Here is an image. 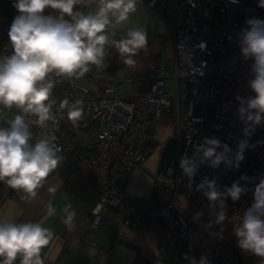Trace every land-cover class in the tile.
<instances>
[{
  "label": "built area",
  "instance_id": "obj_1",
  "mask_svg": "<svg viewBox=\"0 0 264 264\" xmlns=\"http://www.w3.org/2000/svg\"><path fill=\"white\" fill-rule=\"evenodd\" d=\"M151 8L161 9L172 18L173 58L171 72L166 77H155L146 91L136 94L137 102L128 99L124 91L112 79H103L97 86L87 85L75 77H58L67 85L61 97H52V114L46 127L35 123L36 117L12 112L10 121L23 114L33 132L34 143L44 136L55 135L62 151L70 154L80 139L83 152L79 162L94 171L99 188L98 201L88 220L90 228L99 227L101 210L114 212L121 225L130 228H148L158 222L162 226V242L174 250L189 246V222L176 211V201H187L209 206L203 190L198 185L215 180L223 192L239 181L247 188L238 201H226L228 218L233 227L237 217L253 203V192L260 177H264V125L257 126L248 138L244 160L237 167L224 162L212 167L209 162L197 164L195 176L189 180L183 175L180 160L196 155V146L204 138L219 139L234 154L238 143L244 140L243 121L239 119L237 96L255 94L248 86L253 78L251 59L245 60L237 39L246 19H264V8L259 0H140ZM59 12L57 13V16ZM12 45L8 35L0 49V56L10 55ZM80 100L82 118L73 124L67 118V109L60 103ZM171 108L175 119L174 153L158 168L154 178L162 185L167 198L162 202L151 196L132 197L126 193L131 175L144 167L147 158V139L153 120ZM7 121V122H8ZM1 127H8V123ZM248 179H241V177ZM98 211H95L96 209ZM209 264H244L231 246L215 236L212 242Z\"/></svg>",
  "mask_w": 264,
  "mask_h": 264
},
{
  "label": "clouds",
  "instance_id": "obj_2",
  "mask_svg": "<svg viewBox=\"0 0 264 264\" xmlns=\"http://www.w3.org/2000/svg\"><path fill=\"white\" fill-rule=\"evenodd\" d=\"M90 3L97 6L94 12L75 10L78 4ZM138 3L140 0H15L13 7L18 14L8 28L12 53L0 56V105L8 109L15 106L22 113L35 116L33 123L43 128L48 121L55 122L51 111L55 102H50L54 84L48 79L50 74L79 79L91 70V66L106 68L105 46L108 43L118 50L128 68L134 67V57L147 46L146 31L139 27L129 28L121 39L111 41L108 32L129 21L130 14L137 11ZM258 7L264 8V0H259ZM46 8L58 10L59 15H45ZM237 39L243 58L253 61L250 69L253 78L248 86L255 95L236 97L246 138L238 143L234 154L219 139L204 138L203 144L196 146L194 158L185 155L180 160L183 175L189 180L196 174V159L200 163L209 162L214 168L221 162L238 168L249 146L248 138L257 126L264 125V19H246ZM59 107L67 109V118L73 124L82 118L80 100L70 105L64 99ZM7 123L8 127H0V182L23 193L20 198L31 202L37 189L60 165L62 149L55 143V135L44 136L32 143L33 132L23 114L15 115ZM241 179L248 178L242 176ZM197 187L209 201L210 224H222L228 218L226 201L229 198L238 201L247 191L235 181L221 192L216 181L207 178ZM63 211L66 214L64 223L71 230L75 210L69 206ZM55 214V208L49 205L47 216ZM200 215L197 213L196 218ZM236 219L234 235L238 247L260 257L264 264V177L259 178L254 188L251 206ZM53 236L42 223H17L0 217V264H15L18 257L20 264H44L42 249L49 245ZM191 264H197L195 259ZM199 264H209V261L201 257Z\"/></svg>",
  "mask_w": 264,
  "mask_h": 264
},
{
  "label": "crops",
  "instance_id": "obj_3",
  "mask_svg": "<svg viewBox=\"0 0 264 264\" xmlns=\"http://www.w3.org/2000/svg\"><path fill=\"white\" fill-rule=\"evenodd\" d=\"M96 7L94 3L84 5V12H94ZM136 27L143 28L147 33V39L156 41L160 45V51L155 58L145 55L152 67L144 71L126 72L125 64L119 63L118 60L120 69L116 75L91 66V70L78 81L97 86L100 81L106 79L101 75L109 74L124 91L125 96L134 100L139 92L132 89L134 80L164 77L161 74L163 68L161 60L166 48L171 51V63L173 58L171 16L161 9L151 8L140 2L137 11L130 14L129 21L109 33L113 39L114 35L123 37L129 28ZM110 53L119 54L116 48ZM118 58L120 59V56ZM104 64L107 65V61ZM135 101L139 105L137 99ZM16 109L15 106L8 109L0 105V112L3 110L0 115V127L9 120L10 114ZM174 136V113L169 108L152 122L147 139V158L144 167L135 171L126 185V193L129 196L151 195L155 186L163 190L162 185L154 178V174L174 153ZM59 155L63 157L60 165L49 174L42 187L37 189V195L31 202L20 198L23 193H18L0 182V217L17 223L39 222L53 232V240L42 249L44 264H191L192 259L199 264L201 257H206L210 262L215 236L231 246L237 258L244 264H261L260 257L238 247L237 237L229 222L210 224L212 216L209 206L196 205L184 198L176 201V211L190 224L189 246L178 250L162 242L163 230L158 222L152 223L146 229L126 227L119 223L114 212L109 209L101 210L102 222L99 227L90 228L88 220L92 217V210L99 196L94 171L78 162L65 177L61 171L68 162L70 154ZM50 188L55 191L50 192ZM164 193L163 200L168 196L165 191ZM49 205L56 210L54 216H47ZM69 206L76 213L74 228L71 230L64 223L66 214L63 209ZM197 213H201L199 218H196ZM15 264H20L19 257Z\"/></svg>",
  "mask_w": 264,
  "mask_h": 264
},
{
  "label": "trees",
  "instance_id": "obj_4",
  "mask_svg": "<svg viewBox=\"0 0 264 264\" xmlns=\"http://www.w3.org/2000/svg\"><path fill=\"white\" fill-rule=\"evenodd\" d=\"M14 2L15 0H0V49L6 39V36L8 35V28L12 23L13 18L15 17V15L18 14L16 9L13 7ZM84 5L85 4H78L75 10L84 12ZM57 13L58 10H54L51 8H46L44 11L45 15L51 14L57 16ZM118 56L120 55L117 53L109 61H107V67L102 69L103 72L113 75L117 74L118 70L120 69V65H118V61H117ZM48 79H50L54 84V87L51 90L50 98L61 97L66 93L67 85L63 79L61 78H48ZM151 80H152L151 77H147L141 80H134L132 84L133 85L132 89L137 90L139 92L146 91L149 88V84ZM88 137H85L83 139L87 140ZM83 139H80L78 141L76 148L70 153L68 162L63 166L61 171V174L63 176L67 177L71 173L75 165L79 162V155L80 153L83 152V146H82ZM164 196H165L164 191L161 188L155 186L152 191L151 197L158 202H162Z\"/></svg>",
  "mask_w": 264,
  "mask_h": 264
},
{
  "label": "rangeland",
  "instance_id": "obj_5",
  "mask_svg": "<svg viewBox=\"0 0 264 264\" xmlns=\"http://www.w3.org/2000/svg\"><path fill=\"white\" fill-rule=\"evenodd\" d=\"M121 38L122 37L114 35V39H116V40H119ZM147 40H148V43H147L146 48L140 50L139 53L137 54V56L134 57V59L136 60L135 66L132 68H128L126 65L124 66V69L126 72L144 71V70L152 67L151 62L146 60L147 59L146 57L155 58V56L160 51V45L156 41L149 40V39H147ZM114 55H115L114 53H109V55L104 59V62L109 61ZM145 55H146V57H145ZM118 60H119V63H123V58L121 56H120V59L118 58ZM161 66L163 67L161 74L163 76L167 77L169 75V73L171 72V70H170L171 69V51H170V49L168 50V48H166V50L164 51V54H162ZM101 76H104L106 79H112L109 74L101 75ZM18 109L19 108H17L16 110H18ZM2 111L3 110H1L0 115L3 113ZM140 170H142V169H140ZM146 196H151V195H146Z\"/></svg>",
  "mask_w": 264,
  "mask_h": 264
},
{
  "label": "water",
  "instance_id": "obj_6",
  "mask_svg": "<svg viewBox=\"0 0 264 264\" xmlns=\"http://www.w3.org/2000/svg\"><path fill=\"white\" fill-rule=\"evenodd\" d=\"M109 34V38H110V41L113 39L112 35L108 32ZM115 50V47L111 44V43H108L106 46H105V51H106V55H109V51H113ZM106 58V56H105ZM94 67V66H93Z\"/></svg>",
  "mask_w": 264,
  "mask_h": 264
},
{
  "label": "flooded vegetation",
  "instance_id": "obj_7",
  "mask_svg": "<svg viewBox=\"0 0 264 264\" xmlns=\"http://www.w3.org/2000/svg\"><path fill=\"white\" fill-rule=\"evenodd\" d=\"M110 52V51H109ZM108 55H106V57H107Z\"/></svg>",
  "mask_w": 264,
  "mask_h": 264
}]
</instances>
